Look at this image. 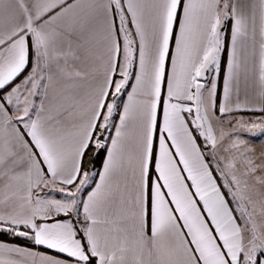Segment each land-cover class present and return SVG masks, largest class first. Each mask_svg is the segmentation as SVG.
Listing matches in <instances>:
<instances>
[{"label": "snow or ice", "instance_id": "6c2138e0", "mask_svg": "<svg viewBox=\"0 0 264 264\" xmlns=\"http://www.w3.org/2000/svg\"><path fill=\"white\" fill-rule=\"evenodd\" d=\"M0 264H264V0H0Z\"/></svg>", "mask_w": 264, "mask_h": 264}]
</instances>
